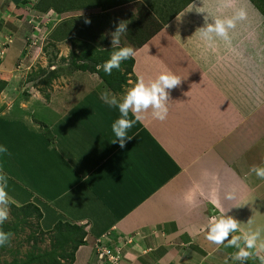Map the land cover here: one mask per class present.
<instances>
[{"label": "crops", "instance_id": "1", "mask_svg": "<svg viewBox=\"0 0 264 264\" xmlns=\"http://www.w3.org/2000/svg\"><path fill=\"white\" fill-rule=\"evenodd\" d=\"M20 1L0 0L3 7L0 10L9 15L38 13L47 16L44 23H49L47 19L52 17L58 25L78 17L96 16L97 24H103L101 38L109 35V40L100 44L106 48H112L111 32L117 24L121 20L128 23L120 46H131L136 51L128 75L129 85L121 93L113 92L103 81H99L102 85L91 87L86 84L96 80L92 74H99L86 71V86H74L72 91L77 95L76 102L86 101L91 94L100 99L104 90L120 97L138 77L147 81L168 71L181 78L180 85L169 90V112L164 121L154 119L149 110L143 123L137 122L129 129L128 135L133 138L126 146L117 145L121 148L119 153H112L116 152L115 143L106 144L108 155H121V164H116L119 159H107L105 164L109 170L121 167L116 174L122 179L116 186L122 191L111 186L105 188L101 180L89 186L88 191L94 192L93 199L104 208L103 215L115 203L114 207L129 205V210L124 215L117 211L115 214L121 218L114 221L106 215L109 218L105 225L110 227L95 233L94 224L88 220L91 222L88 231L93 236L113 229L118 241L136 240L126 252L127 257L135 256V264L136 259L141 264H167L170 260L172 264H180L178 255H183L184 263L188 264H225L226 260L231 264L236 249L207 239L210 221L225 213L236 218L244 231L260 229L264 240V179L250 171L253 166L264 167V0H75L76 5L69 8L51 4L36 10L32 4L20 6ZM156 10L163 16L175 11L176 14L166 22L153 13ZM241 10L245 17L230 30L229 41L217 38L210 47L201 39L198 29L205 25V16L211 22L214 17H231ZM143 14L147 17H142ZM62 27L70 30L66 25ZM65 37L63 40L70 42V46L79 44L71 41L74 36ZM84 90L87 94L82 97ZM59 98L55 97L54 103L40 101L34 108L64 115L80 104ZM87 109L78 113L85 123L94 119L95 111L91 109L90 117L83 116ZM108 112H104L106 116ZM115 114L118 119V108ZM24 119L22 115L12 121L30 125L28 128L33 132L42 131L48 122L35 116L27 122ZM101 162L92 164L100 175L106 174ZM97 173L86 172L81 177L88 181ZM96 189L102 195L100 201ZM230 191L235 192L233 200L226 199ZM103 197H107V203ZM153 202L149 221L128 222L126 215ZM122 203L125 205L121 206ZM94 207L96 213V204ZM236 234L239 233L233 235Z\"/></svg>", "mask_w": 264, "mask_h": 264}, {"label": "rangeland", "instance_id": "2", "mask_svg": "<svg viewBox=\"0 0 264 264\" xmlns=\"http://www.w3.org/2000/svg\"><path fill=\"white\" fill-rule=\"evenodd\" d=\"M29 1H31L30 3L37 2V0ZM40 2L44 6L53 4L56 7L61 6L60 8H69L71 4L76 5L75 0H40ZM0 11V81L7 82L0 93V123L3 124L0 125V145H6L10 153V155L0 154V165L8 174L7 191L14 203L23 205L28 201H33L41 206L45 214V218L40 220L35 216L30 218V223L18 221L20 225L18 231L12 235L10 246L4 250L0 249V261L5 264L4 260L12 261L15 257L25 258L30 250L39 251L40 248V251H44L49 249L53 235L52 229L60 219L82 225L87 230L89 229L88 224L90 227L92 222L95 229L100 230L110 227L105 225L109 217H113L112 221L120 219L121 216L115 213L118 211L124 215L129 210V205L123 208L120 205L114 207L115 203L111 206L113 216L112 210L103 215L104 208L101 209L98 202L95 203L97 206L95 213V207L92 211L81 208L76 199L78 191L88 193L89 186L99 182V180H101L102 186L107 189L111 186L116 187L119 192L122 191L116 186L119 179H122L116 174V171L120 170L121 167L117 166L109 170V165L105 164L107 159H119L116 164H121V155L112 154L119 153L117 151L121 150L117 146L119 143H115L113 146L116 152L108 155L106 151L108 148L106 144L111 142L109 140L110 135L113 134L111 137L115 138L111 127L117 117L115 108L104 104L95 94H91L85 99L86 101L79 99L77 102L80 104L73 111H67L64 115L50 110L43 112L34 108L35 104L40 101L54 103L55 97L75 104L77 95L72 94L74 86L76 88V86L85 87L89 84L91 87L102 85L99 81H103V79L96 74H92L93 78L96 79L94 83L90 81L84 85L88 74L83 70H74L70 53L73 50L79 54L83 50L94 52L96 47L105 50L106 47L100 46V44L107 42L109 35L106 33V37L101 38L103 24H97L96 21L99 19L93 15L88 18L78 17L73 22L67 20L63 22V25L70 28V30H64L63 34L59 31L60 24H56V20H53L52 17L47 19L49 23H44V17L47 16H39L38 13L9 15L4 10ZM89 19L91 23H86V20ZM55 29L58 34L60 33L59 37L70 34L74 36L71 41H77V39L81 41H77L79 44L73 43L70 46V42L53 38ZM67 36L65 38H68ZM60 67L74 71L55 79L49 88L51 89V98L48 99L40 90L41 87L45 86L41 80L47 77L52 69H59ZM128 75L126 83L122 81L124 83L122 91L129 85L130 78ZM105 84L103 81L104 86ZM85 94H87L86 90H84L82 97ZM85 108H88L86 110L88 113L83 112V116L87 114L90 117L88 115L92 112L90 109L95 111L94 119L88 123L82 122L78 117L79 111ZM107 110L109 112L106 116L104 112ZM22 115H25L23 121L26 122L34 116L37 119H47V126H42L43 132H33L28 128L30 125L12 121L17 120ZM86 125L88 126L86 127ZM50 136H54L55 140L49 141ZM105 145L106 148H104ZM100 156L102 158H99ZM100 161H102L100 166L106 174H98L99 170L96 166H92V164ZM86 172L97 173V176L87 181L81 177V174ZM110 192L108 193L110 194ZM96 194L100 197L98 200L100 201L102 195L98 189H96ZM103 200L105 203L108 202L107 197H103ZM54 202H59L60 205L53 207L52 203ZM152 204L154 202L146 203L140 209L133 210L134 212L126 215L129 217L128 222L136 224L138 221H149L151 215L149 211ZM124 205L125 203L121 204V206ZM15 220L9 205V217L6 222ZM35 237H38V241ZM116 237L117 234L113 229L106 233L103 231L98 237L89 232L85 238L87 244L81 246L77 251L78 260L73 264H101V257L105 256L106 249H110L108 247H112V253L107 259L112 261L102 262L103 264H135V260L133 261L135 256L128 255L127 257L126 252L131 249V244H135L136 240L120 238L118 241L115 239ZM35 243H37V248H34ZM92 250L96 252L94 254L97 256L100 255L99 263L96 261L97 257L94 256ZM172 256L173 254L169 257L172 258ZM177 258H179L180 264H188L184 263L183 255H178ZM136 261V264H141V262L138 263L140 259H136ZM167 264H172V260ZM231 264L236 263L231 260Z\"/></svg>", "mask_w": 264, "mask_h": 264}, {"label": "clouds", "instance_id": "3", "mask_svg": "<svg viewBox=\"0 0 264 264\" xmlns=\"http://www.w3.org/2000/svg\"><path fill=\"white\" fill-rule=\"evenodd\" d=\"M203 12V11H200ZM245 17L243 10L237 12L231 17H214L209 22L208 15L205 16V25L199 28L200 37L211 47L214 41L219 38L223 41H229V32L236 27V22ZM86 23H91L90 19ZM128 31V23L121 20L115 30L111 32V47L115 49L110 58L98 66L111 75L114 69L119 70L121 63L130 58H135L136 51L131 46L121 47V38ZM181 83V78L172 72H162L155 79L145 80L144 77H138L137 82L129 88L122 96L118 97L109 90L100 93V99L104 104L111 108H118L120 116L112 124L114 139L112 143L119 142V146L124 148L126 142L133 136L128 135L137 122L143 123L145 114L151 111L154 119L164 121L169 112L168 103L170 101L169 90L176 88ZM0 154L10 155L6 145H0ZM250 171L258 178L264 179V167L253 166ZM8 174L0 165V225H3L9 217V205L14 203L7 191ZM226 199H235V192L230 191L226 194ZM234 233H239L233 235ZM12 233L0 229V247L10 246ZM207 239L216 244L225 247L235 248L231 259L246 264L247 261H259L264 264V240L261 239V230L244 231L240 227L239 221L233 216L223 214L209 223ZM227 264V260L225 261Z\"/></svg>", "mask_w": 264, "mask_h": 264}, {"label": "trees", "instance_id": "4", "mask_svg": "<svg viewBox=\"0 0 264 264\" xmlns=\"http://www.w3.org/2000/svg\"><path fill=\"white\" fill-rule=\"evenodd\" d=\"M30 2L31 1L29 0H22L18 4L20 6L32 4V7L35 9L44 7V5H42L40 0H37V2H32V3ZM157 11L158 10L154 11L153 13L155 15L157 14L159 17H161V19H164L163 21H166V22L170 20L176 14V11H175L172 14H168L169 16H163L161 13ZM145 15L147 14H143L142 17H147ZM62 26L63 25L61 23L59 26V31L64 34V27ZM56 29L53 32V35H54L53 38L55 39L58 38L60 40L63 39V37L65 36L62 35L59 37L58 35H60V33L58 34ZM151 33H155V32H151ZM77 41L79 42L81 40L77 39ZM114 50L115 49L113 48H106L104 50V49H98L96 47L94 52L93 51L86 52L85 50H83L81 54H79L76 50H73L70 53L71 63H73L74 70H83V71H90V72L98 73L99 76L106 83L107 87H109L115 93H121L123 89V84H124L122 83V81L126 83V80H127L126 77L132 71L133 59L130 58L128 60L123 61L121 63L120 69L119 70L114 69L111 75L106 74L102 70V68H98V66L103 65V63L110 58L112 51ZM80 60H82V62H80ZM123 68H125L124 71H123ZM74 70H71V69L65 70L64 68H61V67L59 69L58 68L52 69L47 74L48 76L43 78V80H41V82L45 84V86L41 87L40 90L44 92V94L46 95L48 99H50L51 89L49 88L53 85V82L55 81V79L63 76L64 74H71ZM6 83L7 82L4 80L0 81V93L2 89L4 88V86L6 85ZM45 128L48 129L47 127ZM53 140H55L54 136H50L49 141H53ZM93 195H94V192L92 191H90V193L88 191V193L86 194L80 193L78 191V194L76 195V199L80 207L84 209L86 208L92 211V209L94 208V204L96 203L95 199H93ZM53 198L55 199V197ZM52 204H53V207L55 205H60L59 202H54ZM10 206L12 208L13 214L17 221L15 220L13 222H5L3 225H0V229H3L6 232H11L12 234L17 232L18 227L20 225L18 221L30 223L31 222L30 218H33L34 216L38 218L39 220L45 218V214H44V211L41 209V206L38 204H35L33 201H28L27 203L23 205H17L15 203H12L10 204ZM83 216H84V213H83ZM92 231L95 233L96 229L93 228ZM52 232H53V235L51 237V247L49 249H46L44 251H40V248H39V251L30 250L29 252H27L25 258L15 257L13 258L12 261L4 260L5 264H39V263L73 264L77 262L78 257L76 256V253L81 246H84L87 244V240H85V238L89 231L82 225H79L77 223H71L68 220L60 219L56 222L54 228L52 229ZM35 239L37 240L38 237H35ZM6 247L7 246L0 247V249L4 250L6 249ZM34 248H37V243L34 244ZM94 253L96 252L94 251ZM94 256L97 257L96 260L99 263L100 255L97 256V254H94ZM107 257L108 256L106 255L103 258L101 257L100 263L103 264L102 262L109 261ZM0 264H2L1 261H0Z\"/></svg>", "mask_w": 264, "mask_h": 264}, {"label": "built area", "instance_id": "5", "mask_svg": "<svg viewBox=\"0 0 264 264\" xmlns=\"http://www.w3.org/2000/svg\"><path fill=\"white\" fill-rule=\"evenodd\" d=\"M108 248H110V249H106L105 251V254L104 255H106V256H109L110 257V254L112 253V247H108ZM118 253H120L121 254V252H118ZM104 256H102V258H103ZM108 257V258H109ZM110 260V259H109ZM110 261H112V260H110Z\"/></svg>", "mask_w": 264, "mask_h": 264}]
</instances>
